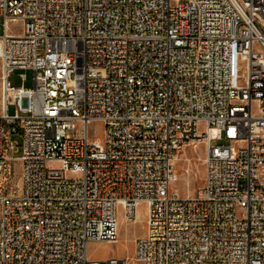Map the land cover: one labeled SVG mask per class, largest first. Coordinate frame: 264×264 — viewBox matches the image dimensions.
I'll return each instance as SVG.
<instances>
[{
  "label": "built area",
  "instance_id": "2783aa9c",
  "mask_svg": "<svg viewBox=\"0 0 264 264\" xmlns=\"http://www.w3.org/2000/svg\"><path fill=\"white\" fill-rule=\"evenodd\" d=\"M1 21L0 264H264V0H0ZM140 204L134 254L93 258Z\"/></svg>",
  "mask_w": 264,
  "mask_h": 264
},
{
  "label": "rangeland",
  "instance_id": "374dc122",
  "mask_svg": "<svg viewBox=\"0 0 264 264\" xmlns=\"http://www.w3.org/2000/svg\"><path fill=\"white\" fill-rule=\"evenodd\" d=\"M11 29L18 30L20 28V21H16L10 24ZM3 33V24L0 22V34ZM16 74H25L26 81L24 86L29 88L33 85V72L28 69H17ZM10 114L15 112V104L13 102V95L10 94ZM104 132V125L101 122H93L89 125V133L92 136L98 135L102 138ZM74 132H69V135H73ZM15 140L19 144L22 142L21 136H15ZM225 140L213 141L212 144H227ZM21 147H18V152L15 156L21 155ZM183 157L178 161L177 167L179 173L182 175L180 179L173 184V187L177 189L182 197L190 196L196 193L203 184V158H204V147L203 145L193 150L192 148H186L183 152ZM187 158V159H186ZM12 170L15 172L12 178L7 181V185H18L20 180V164L18 161L11 163ZM189 170V171H186ZM194 171V172H193ZM121 210V207H119ZM139 214V215H138ZM136 221L125 220L121 212L119 214L120 222V236L116 243H108L105 241H90L88 243V250L90 255L96 259H107L110 257L125 258L130 257L135 252L134 241L137 237L143 234L145 228L147 208L145 204H140L136 208ZM140 264V263H139Z\"/></svg>",
  "mask_w": 264,
  "mask_h": 264
},
{
  "label": "bare ground",
  "instance_id": "6f19581e",
  "mask_svg": "<svg viewBox=\"0 0 264 264\" xmlns=\"http://www.w3.org/2000/svg\"><path fill=\"white\" fill-rule=\"evenodd\" d=\"M201 145H202V144L197 143L196 146H193V147H192V149L195 150L196 148H199ZM182 157H183V155H180V156L178 157L177 161H176V171H175V176H176L175 180H176V182H177V181L180 179V177L182 176V175L179 173V171H178V167H177V163H178L179 160L182 159ZM186 159H187V158H186ZM189 170H190V169H189ZM189 170H186V169H185V172H186V171H189ZM193 172H194V171H193ZM138 215H139V214H138ZM119 236H120V223H119Z\"/></svg>",
  "mask_w": 264,
  "mask_h": 264
},
{
  "label": "crops",
  "instance_id": "0c3cea01",
  "mask_svg": "<svg viewBox=\"0 0 264 264\" xmlns=\"http://www.w3.org/2000/svg\"><path fill=\"white\" fill-rule=\"evenodd\" d=\"M145 228H146V224H145ZM145 228H144V230H143V233L145 232Z\"/></svg>",
  "mask_w": 264,
  "mask_h": 264
}]
</instances>
